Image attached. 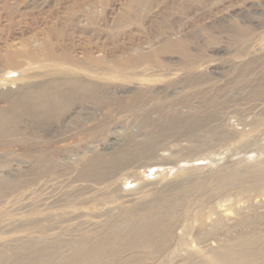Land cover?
I'll use <instances>...</instances> for the list:
<instances>
[{
  "label": "rangeland",
  "instance_id": "obj_1",
  "mask_svg": "<svg viewBox=\"0 0 264 264\" xmlns=\"http://www.w3.org/2000/svg\"><path fill=\"white\" fill-rule=\"evenodd\" d=\"M165 198L183 216L142 264L242 241L238 212L264 236V0H0V260Z\"/></svg>",
  "mask_w": 264,
  "mask_h": 264
},
{
  "label": "bare ground",
  "instance_id": "obj_2",
  "mask_svg": "<svg viewBox=\"0 0 264 264\" xmlns=\"http://www.w3.org/2000/svg\"><path fill=\"white\" fill-rule=\"evenodd\" d=\"M21 51V49H16L8 53V66L17 67L19 65L16 56ZM38 91L41 95L54 96L56 99L64 97L63 92H58L52 88L49 90L43 88ZM225 176L224 179L230 183V175ZM173 194L172 196L176 195ZM166 198L168 199V197ZM166 198L160 203L156 201L158 204L154 206H152L153 204L151 207L143 208V206L141 211L138 212L137 210L138 213L136 215H131V213L127 212L128 214L127 216L124 215L126 217L123 218L122 224L114 226L108 233L94 242L91 240L81 242L66 253L62 251L56 252L55 249L50 248L52 245L45 248L41 246L42 248L36 249V251L32 249L31 252L29 251L26 254H17V256L15 254V260L12 257V261L14 262L10 264H142L138 256L132 252L142 247H150V254L157 257L155 252L157 250L160 252L164 250L165 247L163 245L166 244L169 233L172 231L174 225H177V220L183 216V213L177 212L179 203L171 201L174 198L165 201ZM223 201H221V205H224L227 200L224 199ZM146 206L149 205L146 204ZM238 213L239 216L233 226L238 228V230L242 228V233L244 234L242 235L244 238L242 239L243 242L237 241L231 246L229 244L222 250H212L203 255L187 250V262L182 264H264V236L255 235L249 231L253 227L254 229L258 228L257 223H255L256 220H254L255 217L252 215H241L240 212ZM184 214L187 218L190 216L189 213ZM208 218H211L209 224L211 229H222L228 235L230 232L229 212L212 211L208 215L205 213L196 215V220L200 226L207 225ZM34 246L36 245L34 244ZM2 260H0V264H6ZM172 260L173 257L167 258L164 256L152 264H170ZM25 261L27 262L24 263Z\"/></svg>",
  "mask_w": 264,
  "mask_h": 264
}]
</instances>
